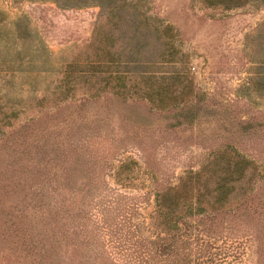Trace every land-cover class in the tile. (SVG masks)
Returning <instances> with one entry per match:
<instances>
[{"label": "rangeland", "instance_id": "1", "mask_svg": "<svg viewBox=\"0 0 264 264\" xmlns=\"http://www.w3.org/2000/svg\"><path fill=\"white\" fill-rule=\"evenodd\" d=\"M18 24L41 47L29 63L17 52ZM0 33L16 51L15 62L0 64L1 101L20 109L0 133L1 179L28 169L1 146L21 125L49 119L47 134L58 139L55 166L32 167L23 179L42 191L53 185L59 214L56 253L35 264H264V0H0ZM106 51L120 62L98 68L121 75V96L53 107L50 90L65 63L103 61ZM45 87L38 109L31 97ZM158 95L165 106H156ZM219 151L253 160L257 172L244 185L257 211L242 203L235 213H211L203 202L165 228L157 192L211 166ZM243 189L236 185L227 205ZM12 196H2L3 213ZM1 252L0 264H31Z\"/></svg>", "mask_w": 264, "mask_h": 264}, {"label": "trees", "instance_id": "2", "mask_svg": "<svg viewBox=\"0 0 264 264\" xmlns=\"http://www.w3.org/2000/svg\"><path fill=\"white\" fill-rule=\"evenodd\" d=\"M230 1L235 2L239 0ZM19 25L17 35L20 36L19 39L22 41L24 47L18 49L17 52L18 54L23 53L27 58V63H29L37 56H40L39 51L41 47L33 43L35 41L33 40L31 30L25 27V25ZM0 42L3 44V48H0V62L4 60L8 65L15 62L12 57L15 56L14 53L16 51L9 49V36L7 39H4V35L0 33ZM41 58V62L46 64L48 55L44 52ZM103 58H105L103 61H99V59L88 60L84 63L87 65L75 61L65 63L63 69L60 70L61 76L59 77V82L50 90L55 100L52 106L57 107L58 104L63 102L77 100L79 107L82 108L90 99L99 97L105 92L121 96L123 93L121 92V82H119L121 75L118 72L116 73V71L115 73H112V70L108 71V66L106 69L98 68L102 66L100 64H116L120 57L113 51H106ZM0 64H3V61ZM25 65L27 66L28 64ZM31 67H26L25 71L6 66L5 71L10 74L16 71H23L29 74L33 72ZM105 70L108 71V75H102V72ZM112 78H115V80L112 81ZM79 81H82L84 84L87 83V85H81V93L78 97H75V87ZM95 82L98 84L94 85ZM1 87L0 85V133L2 137L8 132L3 127L14 124L11 117H15L17 111L20 109L16 108L13 111H7L4 108L5 103L1 101L4 99ZM47 89L48 87H45L41 95H32L31 98L35 99L32 105L37 106L38 109L45 107L44 100L48 97L46 94ZM165 98V95H158L156 106H165ZM39 123L34 125L32 130L24 124L21 125V128L14 133L15 136L11 138V141H9L8 137H5L1 143L4 149L10 147V150L7 152L11 156V159H13L12 165L15 166L18 163L19 167L23 166L20 165V162L21 164L25 162V167H28V169L25 171L21 170L23 173L31 171L32 167L38 170L41 169V165L48 166L53 164L55 166L56 164L55 150L58 139L56 136L47 134L48 129L51 127L48 125L49 119L40 118ZM38 132H42V134L40 135ZM251 161L253 160L240 153L219 151L215 154L211 166L207 164L198 169L187 171L185 175L180 176L177 183L157 192L155 209L161 218L159 223L163 224L165 228L174 227L179 215L182 216L184 212H191L192 209L196 211L200 210L203 202L209 204V211L211 213H217L221 210L235 213L242 203H244L243 208L247 211L256 212L258 205L254 203V197L248 189L251 183V176L254 172H257L256 166ZM250 167L253 168V171L244 180L246 172ZM1 173L2 171L0 170V176ZM25 174L20 173V175L8 176L6 177L9 179L8 181L0 177V208L3 206L2 196L5 195L6 197L8 194H13V198L9 197L10 205L8 204L11 210L4 213L0 210V251H3L1 252L2 257L8 258L7 255L11 254L10 256L14 255L13 257L16 260L17 258L23 259L22 261L35 264V262L39 263L45 258L50 259L51 255L56 253L55 248L58 237L56 236V229L59 225V214L55 196L51 194L55 187L51 184H44L50 190L42 191L40 190L41 184L37 183L36 180L31 179L30 182L25 183L23 179L28 176ZM246 181L250 183L244 185ZM236 185L239 188H244L243 193H241L243 196L235 204L227 205L230 202L231 194L235 191ZM258 202H262V200ZM262 207H264L263 203L260 205V208ZM5 249L6 252H4Z\"/></svg>", "mask_w": 264, "mask_h": 264}]
</instances>
